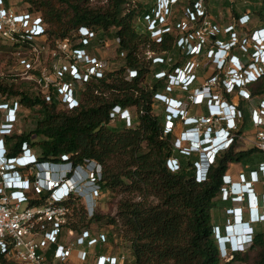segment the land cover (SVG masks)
I'll return each instance as SVG.
<instances>
[{"label":"built area","instance_id":"2783aa9c","mask_svg":"<svg viewBox=\"0 0 264 264\" xmlns=\"http://www.w3.org/2000/svg\"><path fill=\"white\" fill-rule=\"evenodd\" d=\"M155 1L157 7L144 15V22L151 37L160 42L164 32L173 31L171 7L179 0ZM198 3L194 4L195 11L188 7V15L193 20L198 15L206 16ZM250 19V14L244 13L239 17V23L248 24ZM176 27L180 33L177 46L182 53L195 57L207 49L208 39L220 32L217 23L211 26L217 32L214 30L209 34L203 23L187 34L185 32L190 28L187 21L178 22ZM232 27L228 32L233 30ZM232 35V41L224 43L218 39L220 43L210 48L211 56H216L214 63L218 73L207 77L199 86L196 84L200 62L193 59L176 67L173 73L163 68L154 71L158 79L169 77L165 92L191 91L188 100L162 92L156 93L155 99L166 105L165 135L173 132L176 125H183L184 129L173 143V151L196 156L194 166L198 182L207 178L219 154L244 139L242 120L245 111L238 107L237 101L225 99L223 92H237L239 98L252 101L249 84L264 73V27L252 32L254 43L249 45L255 49L253 60L247 65L239 55L229 54L239 41L235 32ZM0 37L15 48L17 62L28 80L33 82L35 92L47 102L56 96L60 105L69 110L80 105L87 82L105 75L109 62L106 49L115 47L118 57L126 62V52H117L112 29L102 32L80 26L66 37L52 38L41 14L27 9L18 11L10 0H0ZM219 50L221 53L217 56ZM147 59L157 65L172 60L166 52L149 54ZM127 75L136 77L138 70L130 68ZM190 104L205 105L207 113L191 115ZM256 104L250 114L253 143L264 155V95ZM22 109L19 98L0 95V254L20 264H66L73 257L88 262L92 249L107 242L109 236L91 227L80 232L69 228L71 210L68 203L72 198H81L88 215L93 216L102 190L98 182L102 177V166L93 159L76 164L72 159L74 154H63L59 160H41L40 154L28 142L22 143L17 155H9L7 138L23 132L18 128ZM109 115L113 122H123L126 127L135 125V115L129 107L115 105ZM167 166L172 172L178 171L180 159L176 155L170 156ZM218 198L230 203L227 209L230 218L224 228L229 230L249 221L248 241L253 242L256 225L264 224V159L255 168L245 165L237 179L227 172ZM220 231L221 228L216 226V236L220 237ZM71 234L74 237L70 240ZM54 245L50 261L47 256ZM124 259L125 255L97 253L94 264H120Z\"/></svg>","mask_w":264,"mask_h":264},{"label":"trees","instance_id":"16d2710c","mask_svg":"<svg viewBox=\"0 0 264 264\" xmlns=\"http://www.w3.org/2000/svg\"><path fill=\"white\" fill-rule=\"evenodd\" d=\"M131 1L108 0L104 6L92 7L89 0H27V10L44 17L52 38L66 37L80 26H89L102 32L114 28L117 52H126V64L117 71L107 69L102 78L87 82L81 93L80 105L72 110L61 106L56 96L47 102L36 92L31 94L27 89L5 83L0 78V95L17 97L27 108L39 106L43 114L33 130L7 138L9 155H17L22 143L28 142L34 149L35 146L41 149V160H59L63 154H74L72 159L76 164L83 163L85 159L98 161L102 166V177L98 181L102 188L101 194L106 190L130 193V197H122L119 201L118 218L108 219V223L117 225L120 221L124 226L134 255L132 264H232L234 261L264 264V230L257 229L251 244V247L258 249L254 260L246 262L245 254L240 251L232 254L233 260L225 262L215 227L219 226L223 234L225 228L224 225L216 224L214 216L215 208L230 204L218 198L223 176L230 164L246 161L261 152L255 146L247 150H235L236 143L218 155L207 178L201 182L196 180V156L177 153L180 169L175 172L169 170L167 159L173 155L178 125L173 132L165 135V110H157L153 106L155 101L160 105L155 94L165 90L169 77L156 78L149 69L152 60L139 56V47L142 42L151 40L152 49L159 54L177 49L179 58L169 69L172 73L192 56L182 53L177 46L176 25L183 21L181 18L175 16L173 31L164 32L161 41L157 42L146 26L139 23L144 21L145 14L152 13V9L157 7L156 1L138 0L136 6L126 8L125 5ZM198 1L190 0L187 7L195 11L194 4ZM203 1L205 4L209 2ZM225 2L231 6L234 18L238 20L242 14L235 9L236 0ZM252 8V13L264 22V0H254ZM204 18L198 15L196 26L190 27L185 34L200 27ZM232 28L237 34V29ZM254 29H248V38ZM238 37L241 38L240 34ZM10 51L14 53L15 48L10 47ZM248 51L250 56L254 49ZM241 60L247 65L253 59L246 62L243 58ZM166 65L159 64L156 70ZM130 68L138 70L136 77L129 78L127 73L124 74ZM205 70L209 73L208 77L218 73L216 68L208 65ZM30 89L34 90L33 87ZM249 90L252 101L258 103L264 95V73L249 84ZM178 93L179 90H174L172 94ZM223 94L226 99L233 101L237 92ZM244 103L245 100L238 98L239 108L243 109ZM115 105L132 109L135 115L133 127H126L125 123L119 121H115L119 122L116 125L112 123L109 114ZM263 159L264 155L258 162L245 165L255 168ZM132 193L140 199L131 196ZM151 196L157 201L150 200ZM68 205L71 216L77 219L70 216L67 225L78 232L90 228L91 220L103 218L96 208L88 220L86 206L79 197L72 198ZM55 247L52 246L48 253L50 261ZM0 264L20 263L0 254Z\"/></svg>","mask_w":264,"mask_h":264},{"label":"rangeland","instance_id":"374dc122","mask_svg":"<svg viewBox=\"0 0 264 264\" xmlns=\"http://www.w3.org/2000/svg\"><path fill=\"white\" fill-rule=\"evenodd\" d=\"M138 0H132L130 3H127L125 6L126 8L129 6H136V2ZM190 0H179L171 10L172 18L171 21L172 24L175 21V16H178L177 18H181V20L187 21L189 27H195V21L192 19L191 15H188V7ZM235 1V0H234ZM13 7L17 8L18 11L26 10L29 6L27 0H10ZM108 3V0H89V5L92 7H98V6H104ZM201 4V7L203 10H205L206 16L204 18L203 26L208 27L207 33L210 32H217L216 29H211V26L214 23H217V27L219 28L220 32H217L218 35L214 38L208 39V44L206 45L207 51L205 53L200 54V56H192V58L196 62H200V69L198 71L199 79L197 86L201 85L203 82H205L206 78L208 77L209 73L205 70V66H210V68H215V54L211 56L210 48L214 47L216 43H220L217 40H221L224 43L230 42L234 39L232 33L234 32V29L231 30V32H228V29L231 28V26H234L238 33V39L237 46L234 48V53L239 55L241 58H243L246 62V60L250 61L253 56L250 54L248 49L254 48L250 47L249 43H252L251 40L252 34L250 38L247 36L249 35L248 29L250 28H258L260 26H264V22L261 21L255 14H253V4L254 0H236L235 2V9L240 13H249L251 16L250 23L241 25L239 23V19L236 20L234 18V14L232 11L231 6H229L225 0H209L206 4L203 0H199V3ZM200 6V5H199ZM207 6V7H206ZM208 9V13L206 12ZM177 19V20H178ZM141 25L143 27L146 26V23L144 21H140ZM247 25V26H246ZM210 27V28H209ZM114 28H112V33L114 34ZM255 30V29H254ZM179 35L180 33H176ZM244 38H248V40H244ZM254 43V42H253ZM245 45L248 49L241 46ZM227 46V45H225ZM254 46V45H253ZM10 45L8 43V40L5 38L0 37V78L5 82L9 83L10 85H15L16 87H19L23 90H28L31 94L32 92H35V89L32 90L30 88H34L33 82L28 80L27 75L23 72L22 66L19 62H17V58L13 52L10 51ZM255 49V48H254ZM231 51H229L230 54ZM157 53L152 49V41H144L140 44L139 47V56L143 57L144 59H147V56L149 54ZM221 51L219 50L216 55L219 56ZM106 57L109 58L108 62V70L109 71H117L120 68L124 67L126 62L123 59H120L118 55L116 54L115 47H110L109 49H106L105 51ZM159 54V53H157ZM163 54V53H162ZM167 56L171 57L172 60L169 62H166V67H161L165 69L166 71H169L171 66L177 61V58H179L178 50L167 52ZM229 62V60H227ZM158 65L153 64L152 62L149 63V69L154 71L157 69ZM127 73V70L124 74ZM218 87V86H216ZM218 91L219 87L217 88ZM162 93H167L168 95H173L170 92H165V90L162 91ZM108 94V92H106ZM191 94V91H179L177 94L178 97H184V100H188V96ZM14 97V96H11ZM238 94H236L233 98V101H238ZM226 99V98H225ZM257 104L253 101H245L243 105V109L245 111V117L242 120V132L245 137V141L243 142L240 140L235 145V150H247L251 149L254 146L253 140V129L250 121V114L251 110L256 106ZM153 106L157 110L164 109L166 113V105H164L163 102H160V105H158V102L155 101ZM161 108V109H160ZM188 109L191 115H201L204 113H207V107L205 105H188ZM42 112L39 106H36L34 108H27L23 106L22 112L20 114V121L18 123V128L22 130L23 132H29L33 130L36 126L38 121L42 118ZM114 125L118 124L119 122H113ZM184 127L179 124L178 133H180L181 130H183ZM36 141H38L36 139ZM35 150L40 153L41 149L38 146H35ZM177 152L173 151V155H176ZM263 157L262 153H258L256 156L249 158L246 161L242 162H232L229 166L228 172L233 176V178L238 177V173L240 170L244 169L245 164H253L258 162ZM259 189H262L261 186L258 187ZM135 193H132L131 196H133ZM135 196V195H134ZM122 197H130L129 192H111L110 190H106L103 194H100L96 208L98 210V213L100 216H103L101 220L93 219L89 222V227H91L96 232H105L109 236V240L105 243H102L101 246L99 245L96 247V251L102 250H108L113 253H116L117 255H125V259L121 262V264H132L134 262V255L132 252L130 241L128 240V236L126 235V231L124 229V226H122L121 222L118 221L117 225H113L108 223V219L111 220L112 218H118V204ZM136 199H140V197L135 196ZM150 200L157 201V199L153 196H151ZM230 206V204L225 205L221 204L219 207L214 209V216L216 220V224H219L221 226L228 223V218H230V214L227 213V209ZM96 211V209H95ZM72 219L76 220L77 218L75 216H71ZM92 217V216H91ZM89 215L87 216L88 220L91 218ZM255 229L257 230H264V224H258L256 225ZM76 233V232H75ZM73 234H71V239H73ZM106 244V245H105ZM250 243L244 251H241L246 256V262L251 263L254 258L257 255L258 249L251 247ZM233 257L232 254H227L226 257H223V260L226 262ZM72 264H80L77 260H73L71 262ZM70 264V263H68ZM232 264H243L241 261H234Z\"/></svg>","mask_w":264,"mask_h":264},{"label":"clouds","instance_id":"9594fccd","mask_svg":"<svg viewBox=\"0 0 264 264\" xmlns=\"http://www.w3.org/2000/svg\"><path fill=\"white\" fill-rule=\"evenodd\" d=\"M221 149H218V151ZM210 162V161H209ZM206 164V162H204ZM206 166V165H205ZM213 166V165H212ZM211 168V167H210ZM251 227L249 221H245L242 228L237 232L234 231V235L230 234V231L225 228L224 234L220 231V237L218 238L221 255L226 257L227 254H234L240 251H244L245 248L252 242L248 241V229ZM245 246V247H244Z\"/></svg>","mask_w":264,"mask_h":264},{"label":"crops","instance_id":"0c3cea01","mask_svg":"<svg viewBox=\"0 0 264 264\" xmlns=\"http://www.w3.org/2000/svg\"><path fill=\"white\" fill-rule=\"evenodd\" d=\"M174 96H176V97H178V95H174ZM178 129H179V124H178V126H177V129H176V133H177V135H178ZM243 142L245 141V137H244V139L242 140ZM231 165V164H230ZM235 234V233H234ZM106 245V244H105ZM101 246V245H100ZM99 246V247H100ZM97 247V246H96ZM96 247L94 248V249H92V252L90 253V255H89V260H88V262H81V261H78L75 257H73V258H71L70 259V261H69V263L70 264H72L71 262H73V260H77L80 264H94V262H95V257H96V255H97V253L98 254H100V253H108V254H110V255H117L116 253H113V252H111V251H108V250H102V249H100L99 251H96ZM121 264V263H120Z\"/></svg>","mask_w":264,"mask_h":264},{"label":"bare ground","instance_id":"6f19581e","mask_svg":"<svg viewBox=\"0 0 264 264\" xmlns=\"http://www.w3.org/2000/svg\"><path fill=\"white\" fill-rule=\"evenodd\" d=\"M242 228V226L239 224V225H236V226H234V227H231V228H229V231H230V234L232 235H234V231H239L240 229Z\"/></svg>","mask_w":264,"mask_h":264}]
</instances>
